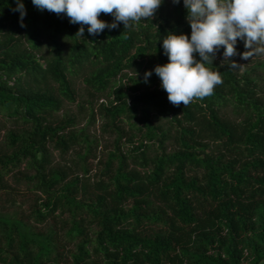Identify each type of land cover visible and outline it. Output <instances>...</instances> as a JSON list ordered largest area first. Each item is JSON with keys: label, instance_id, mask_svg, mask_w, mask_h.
<instances>
[{"label": "trees", "instance_id": "trees-1", "mask_svg": "<svg viewBox=\"0 0 264 264\" xmlns=\"http://www.w3.org/2000/svg\"><path fill=\"white\" fill-rule=\"evenodd\" d=\"M21 2L26 27L13 11L16 0H0V112L29 129L8 135L13 152L0 154V189L9 167L27 161L35 174L26 179L45 200L28 215L0 214V264H264V97L258 79L249 72L239 75L215 58L207 67L221 73L223 84L210 96L176 107L154 68L169 62L163 49L169 33L191 37L185 8L176 4L172 13L164 12L163 0L152 20L142 19L127 30L121 22L98 36L84 26L81 37L76 36L81 25L66 15L40 11L32 0ZM99 19L111 24L114 17L101 13ZM194 57L198 60V53ZM125 71L135 74L129 78L130 94L137 95L131 106L128 94L115 89ZM148 71L153 74L145 83ZM81 72L95 91L116 95L118 103L103 109L118 133L117 122L136 117L141 106L145 116L154 110L176 124L179 144L167 153L169 132L158 133L146 122L144 140L132 153L110 154L108 181L97 183L100 193L91 202L78 200V178L64 184L62 172H47L48 145L62 153L85 145L81 158L90 154L92 142L66 132L70 122H50L62 107L53 84L73 102L70 77ZM229 108L234 119L224 116ZM152 144L161 152L150 156ZM128 158L149 171L130 169ZM59 211L72 217L66 235L78 239L69 255L57 232L38 231L31 222L56 220ZM83 215L98 227L92 238ZM248 237L254 238L251 248Z\"/></svg>", "mask_w": 264, "mask_h": 264}, {"label": "rangeland", "instance_id": "rangeland-1", "mask_svg": "<svg viewBox=\"0 0 264 264\" xmlns=\"http://www.w3.org/2000/svg\"><path fill=\"white\" fill-rule=\"evenodd\" d=\"M175 5L172 0H164L163 11L172 13ZM178 5L185 8L183 0H180ZM257 46L264 47V44H258ZM236 48L241 54L249 51V49L245 48L242 40H238ZM215 58L221 64L231 66L239 75L249 72L251 77L257 78L258 89L261 92V96L264 97V69L260 68V65L264 64V54L252 55L248 60L242 59L241 55H236L231 57L229 61H225L223 51L220 48ZM232 62L237 65L233 66ZM132 76H135L132 71H125L122 76L118 77L115 85V89L121 87L128 94V106L133 105L137 98V95L130 94L129 90L131 85L129 78ZM85 77V72L70 77L75 91V101L73 102L60 96L56 85L53 84L55 88L54 94L56 98L61 99L62 107L50 117V122L54 125L70 122L66 132L81 134L92 142L90 154L85 156L84 159L81 158L86 152L85 145H78L68 153H62L52 145H48L51 164L47 172L52 169L62 172L65 176L64 184L78 178L81 186L78 200L91 202L96 194L100 193L97 189V183L100 180L105 183L108 181L105 168L110 154L123 153L128 155L132 153V149L144 140V136L147 133L146 122L154 126L158 133L162 131L169 132L170 138L164 144V149L167 153L178 150L179 144L175 138L177 125L173 124L170 119H163L157 116L154 110H148V117L145 116L141 106L138 108L136 117L131 119L123 118L122 121L117 122L121 129V132L118 133L117 128L111 124V120L103 109V106L110 107L112 103L114 105L118 103L116 95L110 90L104 93L95 91L85 83ZM224 116L234 119L232 109L229 108L224 113ZM27 129H29L28 124L10 119L0 112V154L13 152L8 139L10 133H20ZM157 152H161L158 144H152L150 156L155 155ZM128 163L130 169H137L143 174L149 171V168L138 167L132 158H128ZM116 165L115 162L112 164L113 167H116ZM34 174L35 170L28 166L27 161L20 165L9 167L4 177L5 189H0V214L17 212L28 215L35 203H42L45 200V195L40 191L34 190V184L26 179L27 176ZM83 186L86 188L85 191ZM82 217L85 218L83 226L85 227L86 235L91 238L94 237V233L98 230L97 225L92 222L90 216L87 215L86 217V215H83ZM71 219L72 217L68 212L61 213L59 211L57 212L56 220H49L44 224L31 222L38 231L47 232L49 229H53L57 232L62 249L69 255L70 252L76 250L78 242V239L71 240L66 235V232L71 227ZM247 241L248 246L251 248L254 244V238L248 237ZM250 253V250L246 253L248 260L250 259Z\"/></svg>", "mask_w": 264, "mask_h": 264}, {"label": "clouds", "instance_id": "clouds-1", "mask_svg": "<svg viewBox=\"0 0 264 264\" xmlns=\"http://www.w3.org/2000/svg\"><path fill=\"white\" fill-rule=\"evenodd\" d=\"M179 4L180 0H172ZM13 11L20 13V26L27 15L25 5L16 0ZM40 11L47 10L57 15L64 14L70 23L81 27L76 36H84L85 27L91 36H98L105 29H116L122 22L124 29L132 28L136 22L152 20L163 0H32ZM187 10L186 20L191 27V37L169 33L163 39L164 54L169 62L157 65L155 74L160 78L161 88L168 93L171 104L187 107L194 98L212 95L215 86L222 85L221 73L210 71L216 53L224 47L225 61L241 55L248 60L250 56L264 54V0H183ZM101 13L111 14V24L99 19ZM238 40L244 41L249 51L239 53ZM198 53L199 59L194 57ZM233 66L237 64L232 62ZM153 74H144L147 83Z\"/></svg>", "mask_w": 264, "mask_h": 264}]
</instances>
